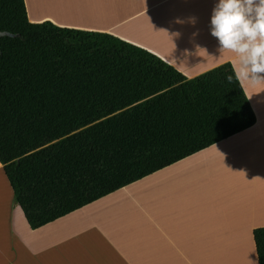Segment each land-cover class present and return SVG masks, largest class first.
Masks as SVG:
<instances>
[{
    "label": "trees",
    "instance_id": "16d2710c",
    "mask_svg": "<svg viewBox=\"0 0 264 264\" xmlns=\"http://www.w3.org/2000/svg\"><path fill=\"white\" fill-rule=\"evenodd\" d=\"M0 30V163L32 229L256 121L230 62L186 78L113 34L30 22L23 0H0Z\"/></svg>",
    "mask_w": 264,
    "mask_h": 264
},
{
    "label": "crops",
    "instance_id": "0c3cea01",
    "mask_svg": "<svg viewBox=\"0 0 264 264\" xmlns=\"http://www.w3.org/2000/svg\"><path fill=\"white\" fill-rule=\"evenodd\" d=\"M23 1L30 22L113 34L186 78L235 59L210 34L217 0ZM239 82L253 125L38 228L14 204L0 163V264H258L264 85Z\"/></svg>",
    "mask_w": 264,
    "mask_h": 264
},
{
    "label": "clouds",
    "instance_id": "9594fccd",
    "mask_svg": "<svg viewBox=\"0 0 264 264\" xmlns=\"http://www.w3.org/2000/svg\"><path fill=\"white\" fill-rule=\"evenodd\" d=\"M210 34L218 41L219 51L235 56L232 72L226 75L229 83L235 78L264 85V0H217Z\"/></svg>",
    "mask_w": 264,
    "mask_h": 264
},
{
    "label": "water",
    "instance_id": "95a60500",
    "mask_svg": "<svg viewBox=\"0 0 264 264\" xmlns=\"http://www.w3.org/2000/svg\"><path fill=\"white\" fill-rule=\"evenodd\" d=\"M5 34H9V33L0 30V36L5 35ZM10 35H11V34H10Z\"/></svg>",
    "mask_w": 264,
    "mask_h": 264
},
{
    "label": "rangeland",
    "instance_id": "374dc122",
    "mask_svg": "<svg viewBox=\"0 0 264 264\" xmlns=\"http://www.w3.org/2000/svg\"><path fill=\"white\" fill-rule=\"evenodd\" d=\"M15 204V203H14Z\"/></svg>",
    "mask_w": 264,
    "mask_h": 264
}]
</instances>
